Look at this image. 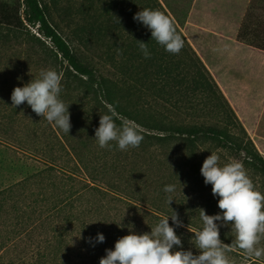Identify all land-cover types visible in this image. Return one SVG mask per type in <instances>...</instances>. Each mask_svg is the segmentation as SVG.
<instances>
[{
	"label": "rangeland",
	"instance_id": "1",
	"mask_svg": "<svg viewBox=\"0 0 264 264\" xmlns=\"http://www.w3.org/2000/svg\"><path fill=\"white\" fill-rule=\"evenodd\" d=\"M43 1L48 5L50 23L70 43L80 61L116 80L133 99L140 120L218 127L225 125V101L211 98L206 91V102L215 107L212 112L194 116L193 111L179 108L188 104L176 102L177 85L179 82L185 95L190 93L192 64L151 40L148 29L133 16L147 8L172 18L207 67L206 60L216 61L218 48L235 41L244 44L237 40L241 22L248 11L259 15L260 3H264ZM136 41L148 43L151 58H144ZM117 48L123 50L122 55L117 54ZM48 69L63 75L60 98L70 105L72 127L68 134L38 117L26 103L17 108L11 104L14 88L38 79L41 70ZM207 69L216 82L215 70ZM178 74L186 77L185 81L181 83ZM72 79L73 72L37 28L16 31L0 26V264H99L105 250H114L119 238L129 231L150 232L160 218L173 215V210L185 225L175 229L181 234L184 250L191 248L195 253L192 233L202 227L197 209L212 214L206 195L197 192L189 174L194 164L211 153L199 147L192 156L180 141L159 144L145 137L138 148L128 151H119L115 145L112 150L99 148L94 135L105 109L74 91L68 84ZM205 88L209 90V86ZM255 141L264 156V110ZM231 159L239 162L238 157ZM170 184L176 191L169 206L163 189ZM169 225L174 227L171 219ZM97 233L106 239L104 243L93 242V246L87 239ZM220 233L231 234L230 227H221ZM260 246L264 247V240ZM227 256L230 264H237V258L229 253ZM240 264L247 263L240 260Z\"/></svg>",
	"mask_w": 264,
	"mask_h": 264
},
{
	"label": "clouds",
	"instance_id": "2",
	"mask_svg": "<svg viewBox=\"0 0 264 264\" xmlns=\"http://www.w3.org/2000/svg\"><path fill=\"white\" fill-rule=\"evenodd\" d=\"M133 20L148 29L151 40L169 54L178 55L184 47L173 19L163 12L146 8L137 12ZM136 42L144 58H151L148 43ZM116 51L118 55L123 54L120 48ZM62 79V73L41 70L38 79L13 89L12 107L26 103L38 117L68 134L72 127L70 105L60 98ZM94 139L101 149L112 150L115 145L119 151H128L140 146L143 135L138 124L120 116L110 105L109 114L100 115ZM200 171L204 184L211 185L213 197L218 198L217 206L221 211L210 216L205 209H197L202 227L192 233L195 253L191 248L184 250L182 238L175 229L185 225L173 210V215L160 218L150 232L136 234L129 231L128 235L119 238L114 250H105L106 255L100 258L99 264H230L227 253L232 250L240 251L246 260H260L264 264V247L260 246L264 240V194L255 189L243 164L238 161L221 166L220 157L211 153ZM163 191L168 194L166 202L170 206L174 201L175 185H166ZM170 219L174 227L169 225ZM221 227H230L234 236L231 244L220 239ZM105 239L102 233H97L87 242L95 246V243H104Z\"/></svg>",
	"mask_w": 264,
	"mask_h": 264
},
{
	"label": "trees",
	"instance_id": "3",
	"mask_svg": "<svg viewBox=\"0 0 264 264\" xmlns=\"http://www.w3.org/2000/svg\"><path fill=\"white\" fill-rule=\"evenodd\" d=\"M259 15L248 11L244 16L237 34V40L254 49L264 52V3H260ZM258 10V9H257ZM48 5L43 0H15L8 2L0 0V26L20 31L27 27L37 28V33L50 42L57 57L67 64L73 72V79L68 82L69 86L87 98L101 104L106 114H109V106L122 117L134 121L140 126L141 134L147 139H154L159 144L172 141H180L189 148L191 155H196L199 147L207 148L208 152L215 153L220 157V164L234 162L231 157L239 158L255 189L264 194V156L249 136L236 112L233 110L217 82H214L207 67L196 55L186 38L176 27L177 32L184 40V47L178 56L186 57L192 64V73L188 76L191 85L189 94L179 87L176 89V102L188 104V107H179L182 110H191L194 116L197 113L208 114L212 108L206 102L204 94L206 91L211 98H221L225 101L227 115L224 116V126L218 127L214 124L190 122L178 124L173 121L154 119L140 120L136 104H132V98L121 88L120 84L112 77L105 75L83 64L70 43L58 32L48 19ZM250 37V38H249ZM249 38V39H248ZM180 65L178 64V69ZM176 78L185 81L186 77L177 75ZM206 85L209 90H206ZM217 88L218 92L215 90ZM185 95V96H184ZM205 99V100H204ZM205 102V103H204ZM178 108V109H179ZM193 117V116H192ZM117 125L120 120H116ZM203 160L194 164L190 170L189 179L197 192L206 195L208 207L212 215L220 213L218 198L213 197L211 185L204 184L201 175ZM177 235L180 236L181 234ZM186 237V236H185ZM233 234L220 233V239L225 244H231ZM238 259L237 264L246 261L247 264H255L257 260H246L238 250L228 252Z\"/></svg>",
	"mask_w": 264,
	"mask_h": 264
},
{
	"label": "crops",
	"instance_id": "4",
	"mask_svg": "<svg viewBox=\"0 0 264 264\" xmlns=\"http://www.w3.org/2000/svg\"><path fill=\"white\" fill-rule=\"evenodd\" d=\"M205 64L215 70L219 88L256 142L255 131L264 110V52L235 41L218 48L216 61Z\"/></svg>",
	"mask_w": 264,
	"mask_h": 264
}]
</instances>
